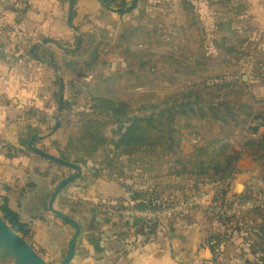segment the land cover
Returning <instances> with one entry per match:
<instances>
[{"label": "rangeland", "instance_id": "rangeland-1", "mask_svg": "<svg viewBox=\"0 0 264 264\" xmlns=\"http://www.w3.org/2000/svg\"><path fill=\"white\" fill-rule=\"evenodd\" d=\"M31 3L32 0H0V149L12 145L15 161H22L20 157L25 154L33 155L36 161L47 167L49 191L75 171L40 157L26 144L33 134H43L53 127L58 106L59 85L54 67L30 54L37 41L48 39L44 44L60 54L57 59L62 66L59 69L65 88L62 121L56 133L41 139L36 146L59 157L58 150H65L68 137L74 136V147L67 159L80 165L85 178L74 179V189L80 184L90 186L96 183L90 176L102 169L104 175L99 176H106L110 171L104 163L113 159L111 171L119 176L120 183H117L124 185L126 194L129 187L133 190L155 189L163 201H167L166 206L136 208L139 211L161 213L179 203L182 197L197 188L198 183L206 190L208 204L174 211L171 216H160L156 220L140 217L138 226L130 230L126 229L125 218L120 213L106 214L109 211L104 203L102 207L93 201L80 200L76 190L73 197L72 190H68L72 181L61 192L67 206L65 209L74 210L83 231L89 230L100 240V250L89 255V263L261 264L260 253L253 252L264 245L255 228L261 218L254 219L248 211L254 207L264 208V147L249 143L246 150L240 149L228 178L204 181L196 174L175 175L174 171L181 170L182 164L175 163L176 156H161L159 150L147 157L140 153L130 157L114 156L113 144L106 143L94 154H87L78 148L81 145L76 140L83 131L86 132L89 119L100 120L97 129L108 138L117 139L123 131L118 122L125 118L112 121V110L103 107L102 100L114 95L105 87L116 86V83L105 82L104 78L135 67L131 63L139 57L145 61L142 68L149 70L156 82L151 89H133L136 94L133 101L127 102L126 116L156 111L162 107V100L167 99V95L175 96L187 89L204 92L203 98L213 101L222 99L223 93L233 100L247 101L248 96L255 120L244 130L236 131L238 133L230 143L244 142L248 137L258 140L263 132L261 124L264 119V14L250 8L247 1L219 6L211 4L212 0H196L190 16L181 24L179 17L168 10L169 2L147 0L145 4L142 1L136 4L130 14L120 16L114 21L115 25L108 20V28L99 26L93 33H82L68 24L64 26L69 0L65 2L63 19L58 20L57 28L50 24L46 27L34 25L35 8ZM106 14L102 13L101 18ZM68 28L70 34H66ZM80 34L81 40L77 44ZM241 75L243 87L237 82ZM118 82L122 87L128 84L126 92L130 90L125 77ZM124 92L120 89L117 97L122 98ZM137 94L146 95L139 97ZM255 126L258 130L252 133L251 128ZM184 161L182 157L180 162ZM31 177L38 186L39 177ZM228 180L232 185L228 197L219 199L213 194L211 184ZM238 185H242L240 192L237 191ZM109 189V194L101 200L126 201L128 196H121L124 191L121 187L109 185ZM246 202L251 204L247 206ZM89 208L97 213H90ZM133 209H123L127 218H131ZM33 213L38 216L34 220L46 226L32 225L24 234L16 233L28 240L46 261L57 264L65 255L71 230L49 212H45V216L37 211ZM0 215H3L1 211ZM82 244L86 246L85 242ZM47 245L50 251L44 248Z\"/></svg>", "mask_w": 264, "mask_h": 264}, {"label": "trees", "instance_id": "trees-1", "mask_svg": "<svg viewBox=\"0 0 264 264\" xmlns=\"http://www.w3.org/2000/svg\"><path fill=\"white\" fill-rule=\"evenodd\" d=\"M76 1V0H75ZM104 7L102 13L113 11L120 16L131 12L137 2L147 0H136L135 4L129 5L127 0H101ZM231 0H212L211 4L223 6L230 3ZM75 3V2H74ZM180 6L183 10L184 20L190 16L194 9L192 0H181ZM75 16V11L72 12V18ZM184 23V22H183ZM112 26L116 23L112 20ZM182 24V23H181ZM102 29V28H101ZM104 30V29H102ZM84 32V33H93ZM105 32V31H103ZM35 59V55L55 62L62 69L60 61L57 59L59 53L56 49L46 44L38 46L34 53H31ZM73 54V52H70ZM38 60V59H37ZM133 66L126 69L123 73L115 76L105 77L104 81L111 84L116 83V86L105 87V90H111L114 95L108 100H102V105L107 110L111 109L110 118L112 121L119 120L124 117V121H120V127L123 131L117 136V139L108 138L102 131L97 129L96 124L101 121L97 119H89L86 124V132L77 138L80 150L86 151L87 154H94L98 148H104L106 143L113 144L112 152L114 156L131 155L140 153L144 157L153 155L159 150L160 155L176 156L175 163L182 164L181 170L174 171V174L180 175L183 173H191L200 176V180L213 181L228 178L233 170L234 164L240 154V149H247L249 143H255L259 148L264 147V119L261 127L263 132L258 140L248 137L246 141H238L236 144L230 143L231 139L238 132L242 131L246 126H250L255 120L253 106L248 101L240 99H229L226 93H223L222 99L213 101L204 97V92L201 94L196 89L181 90L177 94L167 95V99L162 100V107L141 116H126L127 102L133 101V96L136 94L133 89L148 88L155 86V79L149 70L143 69L145 61L139 57L131 63ZM137 67V68H136ZM125 77L129 82L130 90L126 92V87H122L118 82L119 79ZM242 75L237 82L240 87H243ZM174 83V80L171 81ZM125 90L118 98L119 90ZM104 94V93H101ZM213 95L212 93H205ZM245 94V93H243ZM143 97L146 94H137ZM97 106V108H103ZM252 133H256L258 127L251 128ZM84 141L83 144L79 142ZM40 140H36V143ZM27 144V142H26ZM74 147V136L68 137V144L65 150H58L60 158L68 161ZM86 155V154H83ZM186 155H189L186 157ZM87 156V155H86ZM109 156V155H106ZM113 156V157H114ZM184 157V163L180 159ZM79 158H82L79 156ZM110 172L105 177L118 180L119 176L112 173L113 159H108L104 163ZM100 171V170H99ZM105 170L94 174V178L103 177ZM47 174V173H46ZM121 174V171L118 173ZM116 177V178H115ZM5 205H2L1 211L4 213L3 219L14 231H23L24 225L20 222L16 212ZM125 206L121 205V209L137 208H159L166 206L167 201H163L158 191L131 189L129 201H125ZM254 219L261 218L260 223L255 224L256 235L264 244V208L254 207L248 211ZM135 220L134 222H136ZM142 225H146L141 223ZM260 244V245H261ZM255 253H260L258 259L261 264H264V245Z\"/></svg>", "mask_w": 264, "mask_h": 264}, {"label": "crops", "instance_id": "crops-1", "mask_svg": "<svg viewBox=\"0 0 264 264\" xmlns=\"http://www.w3.org/2000/svg\"><path fill=\"white\" fill-rule=\"evenodd\" d=\"M131 1L132 0H127L129 5H133ZM159 1H164V0H159ZM166 1L169 2L168 3L169 7L168 6L166 7H168L169 11H171V14L177 16V18L179 17V23H183L184 17L182 14L183 10L180 6L181 0H166ZM245 1H247V3L250 5V8L254 7L256 11L259 10L260 12H262V14H264V0H235V1L231 0V3L233 5H239ZM65 2L66 0H32L31 7L35 8L34 20L36 24L34 25H37L39 27L41 26L46 27L50 24L51 26L55 25V28H57L59 22L58 20L63 19ZM192 2L195 3L196 0H192ZM138 3L139 2H137V4ZM103 7L104 5L101 0H76L73 7V11H75V16H73L72 19L73 26L75 28L80 29L82 33L95 31L96 28L99 26L108 28V25H106L107 21L108 20L116 21L120 17V15L117 14L116 12L108 11L106 16H103V18H101L102 15L101 11ZM130 13L131 12L123 15L125 16ZM63 23L64 26L66 27L67 22L63 20ZM69 30L70 28H68L66 34H70L71 30L70 31ZM11 146L12 145L8 144L6 145V149H0V204L2 203V201L6 202L10 208L17 211L22 216V219L24 221H27L29 223L28 224L29 227H32L33 225L44 228L46 224L42 223L43 224L42 225L40 221L36 222L34 220L36 214L33 213L31 207H33L34 197L37 194L43 195L45 190L48 191V175L46 174L47 167L42 166L40 161L39 162L36 161L33 155L31 156L25 154L23 157H20L22 161H15L16 157L13 156L14 154L11 151ZM32 175L39 177L40 184L38 186L36 185L35 181L32 180L33 179L31 177ZM90 177L99 183L96 182L90 186H87V184H80L79 188L74 189V181H73L70 184V188L68 189V190H72L73 197H74V192L76 190L77 191L76 194L78 195V198L80 200L82 199L83 201L89 200L90 202L93 201V203L94 202L100 203L105 201L107 211H109L110 215H112L113 207L106 203L108 200L100 199L105 197L106 194H109L110 191L109 185L111 186L117 185L121 187L124 190L121 196L123 195L128 196L127 199L125 200L126 202L129 201L131 195V191H130L131 188L129 187V190L126 194L124 185H122V183L121 185H118L117 182H119V180L107 178L105 176L100 178H94L92 176ZM84 185H86V187H82ZM115 196H120V195H115ZM27 198L29 199L26 200ZM120 200H122L123 202ZM112 201H108V203H111ZM119 201L121 203H125L123 199H119ZM24 209L30 210L32 212L29 211L28 214L26 215L24 213ZM43 214L45 216V213ZM85 244L86 247H90L86 242ZM90 254L91 252L80 255L78 251V254L74 256V258L76 259L73 258L70 264H91L89 263L91 261L89 256ZM74 260L76 261L74 262Z\"/></svg>", "mask_w": 264, "mask_h": 264}, {"label": "water", "instance_id": "water-1", "mask_svg": "<svg viewBox=\"0 0 264 264\" xmlns=\"http://www.w3.org/2000/svg\"><path fill=\"white\" fill-rule=\"evenodd\" d=\"M75 0H69L68 3V15H67V24L72 28L75 27L72 24L71 17L73 12ZM132 4L135 3V0L131 1ZM81 34L78 37L77 44L80 43ZM48 39H41L37 41L31 48V53H34L35 49L46 43ZM36 59L39 61L48 63L52 65L55 69L56 77L58 80L59 85V96H58V106L56 113L54 115V125L51 129H49L45 133H35L33 134L28 142V148L35 154L39 155L40 157L47 158L53 162L62 164L66 167L73 168L75 173H72L62 179L51 191L48 199L45 201V208L50 213H52L56 218L63 221L64 223L68 224L72 228V235L67 245L66 253L64 257L59 261L57 264H70L72 259L75 255L78 254L79 251V242L82 235L80 224L76 219L72 216L68 215L60 206V195L62 190L70 184L74 179L79 177L81 168L80 166L74 161H66L47 153L36 146V140H41L47 138L54 133L61 126L62 121V110H63V101H64V82L62 76L60 74V69L58 65L47 59H42L36 56ZM242 185H238L237 191H241ZM0 264H52L46 261L43 257H41L38 252L31 247L22 237H20L16 232H14L11 227L6 223V221L0 216Z\"/></svg>", "mask_w": 264, "mask_h": 264}, {"label": "flooded vegetation", "instance_id": "flooded-vegetation-1", "mask_svg": "<svg viewBox=\"0 0 264 264\" xmlns=\"http://www.w3.org/2000/svg\"><path fill=\"white\" fill-rule=\"evenodd\" d=\"M74 162H76V161H74ZM79 165V164H78ZM80 166V165H79ZM81 168V167H80ZM74 173H75V171H74ZM83 174H84V170H82V168H81V171H80V175H79V178L78 179H80V178H82V176H83ZM52 191V190H51ZM51 191H47V190H45L44 191V194L42 195V194H37L35 197H34V203H33V207H31V210H33V212L34 211H37L41 216H43V213H45V212H49L48 210H46V208H45V201L48 199V197H49V195H50V193H51ZM41 193H43V192H41ZM29 198H27L26 200H28ZM59 202H60V206H61V208L63 209V211L64 212H66L68 215H70V216H72L74 219H78V217H77V215L76 214H74V210H71L72 212H70V211H68V210H66L65 208L67 207L65 204H64V202H63V198H61V195H60V199H59ZM117 201H112L111 203H108V202H106L107 204H109L110 206H112L113 208H112V211H113V213H120L121 215H122V217L123 218H125L124 219V223H125V227H126V229L127 228H130V230H132V228H136L137 226H138V224H139V222H137V223H135L134 221L135 220H138L136 217H133V218H127V213H126V211L125 210H123V209H121L120 208V206L121 205H123V206H125V203H121V202H118V203H116ZM105 204V201L104 202H100V203H98L100 206H104V204ZM116 204H119V210H117L118 208L116 207ZM121 204V205H120ZM2 205H5L4 204V201H2V203L0 204V211H1V207H2ZM6 206L8 207V208H10L9 207V205L8 204H6ZM11 210H13L12 208H10ZM127 210V209H126ZM14 212H16L17 214H18V216H19V220H20V222L21 223H23V225H24V228H23V231H18L19 233H22V234H24L25 233V229L26 228H28L29 227V223L27 222V221H24L23 219H22V216L17 212V211H15V210H13ZM30 210H27V209H24V213L27 215L28 214V212H29ZM68 211V212H67ZM89 211H90V213H92V212H95V213H97V210H92V208H89ZM30 212H32V211H30ZM1 213L3 214L1 217L3 218V216H4V213L1 211ZM50 213V212H49ZM52 214V213H51ZM106 214H109V213H106ZM77 217V218H76ZM96 218V217H95ZM78 221V223L80 224V227H81V231H82V235H81V238H80V242H79V244H78V246H79V254L81 255V254H84V250L86 249L87 250V252H85V253H88V252H91V253H94V251H96L97 249H99L100 250V246H99V242H100V240H99V238H96L95 236H93L92 234H90V232H89V230H87V232L85 233L84 231H83V229H82V226H81V222L79 221V220H77ZM64 223V222H63ZM66 224V223H65ZM66 225H68V224H66ZM69 226V225H68ZM69 228H70V230H71V235H72V228L69 226ZM14 231V230H13ZM14 232H16V231H14ZM20 236V235H19ZM20 237H22V236H20ZM71 237V236H70ZM23 238V237H22ZM28 244H30L29 242H28V240H26L25 238H23ZM69 240H70V238H69ZM69 240H68V242H69ZM68 242H67V244H66V249H67V245H68ZM83 242H86L87 244H88V246H90V247H86L85 245H83L82 243ZM31 245V247L32 248H34V246L32 245V244H30ZM48 247H44V248H46L47 249V251H50V249L51 248H49V245H47ZM35 249V248H34ZM90 249V250H89ZM36 250V249H35ZM37 251V250H36ZM83 252V253H82ZM66 253V252H65ZM64 257V256H63ZM62 257V258H63ZM61 258V259H62ZM50 263H52V262H50ZM59 263V262H58Z\"/></svg>", "mask_w": 264, "mask_h": 264}, {"label": "built area", "instance_id": "built-area-1", "mask_svg": "<svg viewBox=\"0 0 264 264\" xmlns=\"http://www.w3.org/2000/svg\"><path fill=\"white\" fill-rule=\"evenodd\" d=\"M214 186V187H212ZM211 187L213 188L212 192L214 195H216L219 199H226L228 197V193L230 189L232 188V185H230V180H228L225 183L220 182H214L211 184ZM206 191L204 188L201 187V183L197 184V188H194L191 190V192L187 193L185 197H182L179 203L174 205L173 207L166 208L161 213L158 212H150V211H139L137 209H133L131 211V218L136 217L138 218H153L154 220L160 218V216H171L172 212L174 211H180L182 209L187 210L191 206H197L202 205L204 203L208 204L206 202V195L204 194ZM251 202H246L245 205H250ZM145 220V219H142Z\"/></svg>", "mask_w": 264, "mask_h": 264}]
</instances>
